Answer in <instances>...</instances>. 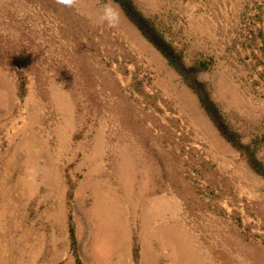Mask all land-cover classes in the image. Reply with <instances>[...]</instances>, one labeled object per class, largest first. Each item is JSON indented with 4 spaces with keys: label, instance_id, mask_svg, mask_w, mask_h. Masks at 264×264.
<instances>
[{
    "label": "rangeland",
    "instance_id": "1",
    "mask_svg": "<svg viewBox=\"0 0 264 264\" xmlns=\"http://www.w3.org/2000/svg\"><path fill=\"white\" fill-rule=\"evenodd\" d=\"M115 2L0 0V264H264V0Z\"/></svg>",
    "mask_w": 264,
    "mask_h": 264
},
{
    "label": "clouds",
    "instance_id": "2",
    "mask_svg": "<svg viewBox=\"0 0 264 264\" xmlns=\"http://www.w3.org/2000/svg\"><path fill=\"white\" fill-rule=\"evenodd\" d=\"M57 3L71 8L77 3V0H57ZM122 12L123 10L115 0H105L99 19L102 23H106L108 27L114 28L119 24Z\"/></svg>",
    "mask_w": 264,
    "mask_h": 264
},
{
    "label": "trees",
    "instance_id": "3",
    "mask_svg": "<svg viewBox=\"0 0 264 264\" xmlns=\"http://www.w3.org/2000/svg\"><path fill=\"white\" fill-rule=\"evenodd\" d=\"M136 21V25H137V27L142 31V32H144V33H147V31H148V27H147V23H146V21L144 20V19H142V18H136L135 19ZM147 28V29H146ZM147 30V31H146Z\"/></svg>",
    "mask_w": 264,
    "mask_h": 264
},
{
    "label": "bare ground",
    "instance_id": "4",
    "mask_svg": "<svg viewBox=\"0 0 264 264\" xmlns=\"http://www.w3.org/2000/svg\"><path fill=\"white\" fill-rule=\"evenodd\" d=\"M102 204H103V203H102ZM104 217H105V215H104ZM104 217H102V215L100 216V218H101V222H102V224L105 225V226L103 225L104 228H107L109 225H107L105 221L107 220L106 218L110 217V215L106 216L105 218H104ZM112 220H113V218H112ZM113 228H114V226H113ZM116 232H117V231H114V234H115V235H116Z\"/></svg>",
    "mask_w": 264,
    "mask_h": 264
}]
</instances>
